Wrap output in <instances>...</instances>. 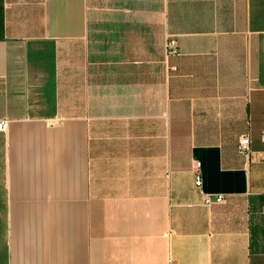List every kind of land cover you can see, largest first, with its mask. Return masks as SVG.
Returning <instances> with one entry per match:
<instances>
[{"label": "crops", "instance_id": "crops-1", "mask_svg": "<svg viewBox=\"0 0 264 264\" xmlns=\"http://www.w3.org/2000/svg\"><path fill=\"white\" fill-rule=\"evenodd\" d=\"M1 121L0 264H264V0H0Z\"/></svg>", "mask_w": 264, "mask_h": 264}, {"label": "built area", "instance_id": "built-area-1", "mask_svg": "<svg viewBox=\"0 0 264 264\" xmlns=\"http://www.w3.org/2000/svg\"><path fill=\"white\" fill-rule=\"evenodd\" d=\"M170 48L172 53H177L176 49V42L175 41H170ZM6 123L4 121L0 122V130H4ZM264 139V137H263ZM239 150L241 153L245 154L250 161L254 160L255 155L257 154L262 160H264V152L260 153H255L252 148H251V140L248 136H244L240 139L239 142ZM196 185L197 187H202L203 185V179H202V174H201V164L198 162L196 164ZM225 200L224 195H215V196H206L205 198V204L208 206L213 205L214 203H221Z\"/></svg>", "mask_w": 264, "mask_h": 264}]
</instances>
